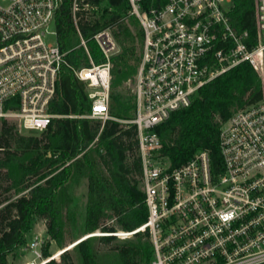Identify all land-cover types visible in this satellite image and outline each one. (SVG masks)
<instances>
[{"label": "built area", "instance_id": "2783aa9c", "mask_svg": "<svg viewBox=\"0 0 264 264\" xmlns=\"http://www.w3.org/2000/svg\"><path fill=\"white\" fill-rule=\"evenodd\" d=\"M61 1L0 0V120L14 123L19 133H42L55 118L102 125L114 120L108 108L115 39L109 28L84 38L77 27L102 12L104 4L91 0L70 4L77 47L89 62L71 71L85 85L89 112L60 116L49 111L61 69L68 67L57 43L47 42L49 36L56 38ZM150 1L144 6V0H126V16L137 20L142 42L133 116L120 121L136 128L147 217L136 230L120 234L147 231L149 264H264V0H255L251 40L247 32L231 28V0ZM89 41L97 45L102 63L92 61ZM242 62L257 74L261 99L221 124V170H213L206 151L170 168L155 128L187 108L204 85ZM42 244L37 236L25 244L30 258L24 264L49 262Z\"/></svg>", "mask_w": 264, "mask_h": 264}, {"label": "trees", "instance_id": "16d2710c", "mask_svg": "<svg viewBox=\"0 0 264 264\" xmlns=\"http://www.w3.org/2000/svg\"><path fill=\"white\" fill-rule=\"evenodd\" d=\"M104 7L98 18L80 20L84 38L109 28L119 46L110 58L111 84L108 113L114 118L103 125L99 120L55 118L42 133L21 134L12 122L0 120V264H9L35 221L45 222L49 240L63 231V211L68 204L66 185L74 177H85L86 202L79 217L67 215L75 236L100 232L105 235L81 240L73 248L78 264H149L151 243L147 231L137 232L134 240L115 243L117 230L132 232L146 220L147 209L141 189L142 167L138 139L130 120L133 96L124 85L131 82L140 61L142 33L134 17H127L126 0H91ZM150 0H144L143 5ZM71 0H62L55 13L56 43L65 53L50 113L82 116L90 109L85 85L71 68L89 66L70 12ZM112 11L108 12L107 8ZM255 0H231L227 17L236 32L255 35ZM132 25L135 32L129 29ZM249 43V41H248ZM247 43V44H248ZM250 45V44H248ZM87 46L95 64L103 61L97 45ZM70 67V68H69ZM261 99L260 80L247 62L231 68L198 90L190 105L170 114L155 128L161 141V154L170 168L187 162L198 151L208 152L212 168L221 170L219 129L231 115ZM113 220L108 225L107 221ZM143 241V242H141ZM111 246V254H101L97 246ZM43 257H48L42 250ZM63 264H74L67 252ZM46 264H58L50 260Z\"/></svg>", "mask_w": 264, "mask_h": 264}, {"label": "rangeland", "instance_id": "374dc122", "mask_svg": "<svg viewBox=\"0 0 264 264\" xmlns=\"http://www.w3.org/2000/svg\"><path fill=\"white\" fill-rule=\"evenodd\" d=\"M138 27L139 25H137V28ZM129 29L131 30L132 33L135 32V29L132 25H129ZM49 30L53 31V27L50 26ZM55 40L56 38L54 36H49L47 42L54 43L56 42ZM116 46L118 52L120 48L117 43ZM133 87H134V78L131 82L128 81L124 85L125 90L128 92V96H133ZM20 133L24 135L28 134L27 132H23V131ZM86 186H87V181L85 177L74 176L67 183L66 194L69 201L66 208L63 211V223L65 221V224H63V231L59 238H57L56 240H49V237L46 233L45 222L43 220H37L35 221L31 231L29 232L30 234L26 236L27 239L25 238V244L37 236L43 241L41 252L42 250H46L48 256L51 257L50 260H53L58 264H63L61 262L60 255L61 254L64 255V253L67 252L68 254L71 255L73 263L78 264L73 254V249H74L73 247L78 242L86 238L105 235L100 232H95L89 235L75 236L74 234L75 232L73 230L71 223L66 220L67 215L68 214L71 215V213L74 214L75 218L79 217V214L83 210L86 202ZM107 224L108 225L113 224V220L107 221ZM116 233H118V236L116 238L115 243H121L127 240H134L132 235L127 236L120 234L126 232L117 230ZM111 246L98 245L97 249L101 254L109 255L111 254ZM24 248L25 245H23L21 248L17 250L16 258L13 261H10L9 264H24L25 262L29 261L30 254L28 251L26 250L24 251Z\"/></svg>", "mask_w": 264, "mask_h": 264}, {"label": "crops", "instance_id": "0c3cea01", "mask_svg": "<svg viewBox=\"0 0 264 264\" xmlns=\"http://www.w3.org/2000/svg\"><path fill=\"white\" fill-rule=\"evenodd\" d=\"M28 234H30V233H28ZM28 234H27V235H28ZM27 235H26V236H27ZM25 238H26V237H25ZM26 239H27V238H26Z\"/></svg>", "mask_w": 264, "mask_h": 264}]
</instances>
